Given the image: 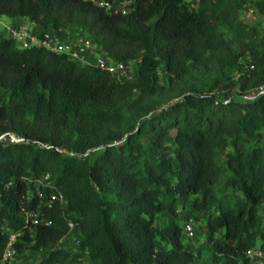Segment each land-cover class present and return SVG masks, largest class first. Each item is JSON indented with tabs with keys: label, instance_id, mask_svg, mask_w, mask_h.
Returning <instances> with one entry per match:
<instances>
[{
	"label": "trees",
	"instance_id": "16d2710c",
	"mask_svg": "<svg viewBox=\"0 0 264 264\" xmlns=\"http://www.w3.org/2000/svg\"><path fill=\"white\" fill-rule=\"evenodd\" d=\"M134 2L123 15L86 0H0L1 18L80 34L133 70L119 81L0 33V135L22 140H0V261L22 232L13 248L45 251L36 264H197L176 214L188 199L208 264H250L248 250L264 243V96L209 95L264 82L262 26L238 19L249 3L264 22V0ZM246 56L254 70L233 82ZM217 186L235 195L231 206ZM22 211L36 213L33 232ZM69 237L76 248L49 250Z\"/></svg>",
	"mask_w": 264,
	"mask_h": 264
},
{
	"label": "built area",
	"instance_id": "2783aa9c",
	"mask_svg": "<svg viewBox=\"0 0 264 264\" xmlns=\"http://www.w3.org/2000/svg\"><path fill=\"white\" fill-rule=\"evenodd\" d=\"M95 6L101 7L105 12L109 14H127L131 12L135 7L134 0H86ZM7 20V19H6ZM264 32V22L262 25ZM0 33L6 38L12 40L18 49L28 48H42L52 54H63L73 61H77L84 65L94 66L100 71H103L119 81H131L133 74H129L132 70V66H126L122 63H116L108 59L104 54L100 53L97 47L85 36L77 33H70L65 30L52 31L48 30L43 34H40L38 28L22 19L17 21L7 20L6 23H0ZM254 70V65L251 60L246 56L240 58L238 61V67L235 69L231 76L233 82L241 78L249 77L250 73ZM216 101H220L223 104L229 103L231 100H239L241 102H249L256 100L260 96H264V82L256 87H253L245 93H240L237 87H232L229 91L223 88H218L209 92ZM7 139L10 143L21 142V139L14 138L11 135H0V140ZM42 181H45V185L48 183V175L42 177ZM57 201L61 202L60 195L53 197ZM46 207L50 208V202L46 203ZM23 225L26 230L33 232V228L39 223L37 215L34 212L22 211ZM47 225L46 223H43ZM193 221L189 219L183 226L184 235H189L192 230ZM69 230L72 229V224L67 222ZM7 232L6 229H4ZM22 235V232L10 233L8 235L7 244L1 256L0 263L10 262L15 258V250L13 248L14 243ZM71 245L76 248L79 244L77 238L71 237ZM63 239H60L53 245V249L59 250V244ZM247 256L250 259V264H264V243L262 245H254L248 250Z\"/></svg>",
	"mask_w": 264,
	"mask_h": 264
},
{
	"label": "rangeland",
	"instance_id": "374dc122",
	"mask_svg": "<svg viewBox=\"0 0 264 264\" xmlns=\"http://www.w3.org/2000/svg\"><path fill=\"white\" fill-rule=\"evenodd\" d=\"M238 19L242 22V24L246 27H258V24L261 26L263 25L262 18L252 9L251 4L248 3L238 13ZM7 20L5 18L0 17V23H6ZM259 35V34H258ZM226 38L228 39L227 35ZM130 75L133 74L132 71L129 73ZM165 72L162 65H160L156 71L157 76V84L165 86ZM208 77L203 78L202 81H207ZM172 134V133H171ZM220 162V160H219ZM215 193L217 194L219 200L225 201L227 205L231 206L234 200L235 195L231 193L229 190H222L220 186L214 188ZM261 217H264V201L262 205L259 207L258 211ZM177 217H179L180 225H184L190 218H193V226L191 233L189 235L184 236L182 244L183 246L192 252L193 254H197V264H208L209 257L205 252L204 246V233H203V218L194 215L191 210V201L188 200H180L178 203V207L176 210ZM167 219V215L165 212H162L158 217V224L163 226L165 224V220ZM72 239L71 237L63 239L62 242L59 244L60 249H67L72 246L71 245ZM53 249V245H49V250ZM48 250V251H49ZM46 254L45 251L41 252H33L30 250L28 245H24L23 249L19 253L15 254V258L10 261L6 262L5 264H36L38 260H40ZM83 264V263H82Z\"/></svg>",
	"mask_w": 264,
	"mask_h": 264
}]
</instances>
